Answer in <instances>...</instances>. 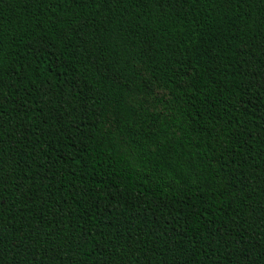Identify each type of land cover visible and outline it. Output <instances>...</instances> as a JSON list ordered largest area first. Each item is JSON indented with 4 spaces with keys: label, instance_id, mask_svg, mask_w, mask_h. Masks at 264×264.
<instances>
[{
    "label": "trees",
    "instance_id": "16d2710c",
    "mask_svg": "<svg viewBox=\"0 0 264 264\" xmlns=\"http://www.w3.org/2000/svg\"><path fill=\"white\" fill-rule=\"evenodd\" d=\"M0 264H264V0H0Z\"/></svg>",
    "mask_w": 264,
    "mask_h": 264
}]
</instances>
